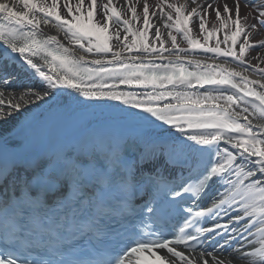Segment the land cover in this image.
<instances>
[{
    "label": "snow or ice",
    "instance_id": "obj_1",
    "mask_svg": "<svg viewBox=\"0 0 264 264\" xmlns=\"http://www.w3.org/2000/svg\"><path fill=\"white\" fill-rule=\"evenodd\" d=\"M0 264H264V0H0Z\"/></svg>",
    "mask_w": 264,
    "mask_h": 264
},
{
    "label": "bare ground",
    "instance_id": "obj_2",
    "mask_svg": "<svg viewBox=\"0 0 264 264\" xmlns=\"http://www.w3.org/2000/svg\"><path fill=\"white\" fill-rule=\"evenodd\" d=\"M116 2L118 4V6H122L124 0H116ZM180 2H184V1H180ZM46 30L49 31L51 34H56L55 29H46ZM196 58L197 59H205V57H200V56H197ZM6 95H7V92H6Z\"/></svg>",
    "mask_w": 264,
    "mask_h": 264
}]
</instances>
